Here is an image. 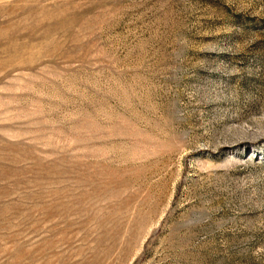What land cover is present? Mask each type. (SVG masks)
Segmentation results:
<instances>
[{
    "label": "rangeland",
    "instance_id": "374dc122",
    "mask_svg": "<svg viewBox=\"0 0 264 264\" xmlns=\"http://www.w3.org/2000/svg\"><path fill=\"white\" fill-rule=\"evenodd\" d=\"M0 264H264V0H0Z\"/></svg>",
    "mask_w": 264,
    "mask_h": 264
}]
</instances>
